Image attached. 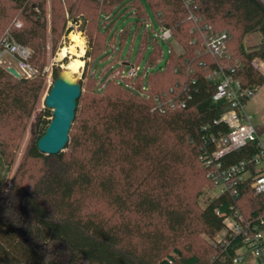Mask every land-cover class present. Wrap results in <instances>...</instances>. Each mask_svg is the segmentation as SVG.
<instances>
[{
  "label": "trees",
  "instance_id": "16d2710c",
  "mask_svg": "<svg viewBox=\"0 0 264 264\" xmlns=\"http://www.w3.org/2000/svg\"><path fill=\"white\" fill-rule=\"evenodd\" d=\"M9 1L22 9L26 19L13 34L32 48L30 61L40 73L31 79L18 78L0 66V125L24 129L46 89L42 71L46 63V2ZM83 1L81 16L73 15L74 5L68 13L75 24L81 20L82 30L93 38L85 60L87 66L89 59L97 66L93 72L99 83L97 95L85 98L81 93L67 151L55 155L37 147L51 121L48 117H53L52 110L45 107L36 113L25 157L42 159L43 168L30 186L23 176L8 181L7 172L14 162L9 158L12 144L0 133V264H234L231 256L240 245L239 239L227 237L202 252L191 248L189 254L177 241L189 228L192 213L178 191L185 180L183 167L200 159L202 126L213 123L229 107L227 101L212 98L216 85L207 74L216 60L198 52L202 50L199 41L191 43L197 33L184 0ZM193 5L203 21L231 34L230 56L220 63L226 68L236 66L246 86L255 82L263 85L264 75L251 62L264 59V0H193ZM148 6L161 25L173 30L183 48L181 53L170 52L164 69L151 72L149 92L155 94L186 80L191 69L198 91L185 108L152 111V98L106 75L112 65L115 70L124 68L119 64L121 48L109 45L115 36V18H136V34L150 20ZM52 9L58 12L55 5ZM3 11L0 7V20ZM233 32L238 33L237 45L232 43ZM131 33L130 28L120 32L121 45ZM253 33H261L263 41L259 47L247 48L245 38ZM141 45L137 62L150 45L146 64L157 63L162 46L147 35H143ZM93 47H98L95 55ZM202 60L208 67L200 64ZM142 83L141 79L137 82L138 86ZM257 128L264 133V127ZM254 152L249 144L229 154L226 162L247 159ZM204 172L210 180L205 168ZM239 191L237 201L227 192L208 201L198 213L201 232L215 237L223 230L218 209L228 214L238 205L248 218L264 213V194L256 195L250 180L242 183ZM99 205L111 209L112 214L107 215Z\"/></svg>",
  "mask_w": 264,
  "mask_h": 264
},
{
  "label": "built area",
  "instance_id": "2783aa9c",
  "mask_svg": "<svg viewBox=\"0 0 264 264\" xmlns=\"http://www.w3.org/2000/svg\"><path fill=\"white\" fill-rule=\"evenodd\" d=\"M184 5L193 30L197 33V37L191 43L199 41L202 50L198 52L216 60V66L211 67L207 74L208 80L216 85L212 98L214 101L225 100L229 104L219 117L213 119V123L202 126L204 147L200 160L207 170L208 177L217 188V196L227 192L237 201L240 195L239 186L248 180L256 195L264 194V133L258 131L245 110L247 102L260 85L255 82L251 86H246L243 79L237 75L236 66L226 68L220 63V60L230 56L228 47L231 34L227 30H215L211 24L203 21L197 14V6L193 5V0H184ZM22 26V21L15 19L0 38V66L6 69L14 67L22 77L31 79L39 75L40 71L30 61L33 54L32 48L20 43L13 34L15 28ZM144 27V33L148 34L151 42H156L158 38L164 41L171 39L177 41L170 27L160 24L157 30L151 20L144 23ZM121 31L116 27L113 28L115 36H119ZM112 47L117 48L116 45ZM172 50L174 49L172 48L170 52ZM163 56L162 49L158 62L153 65L146 64L144 68H141L139 63L119 62L124 64V68L115 70V65H112L106 75L108 79L116 78L143 97L152 98V111L166 113L169 110L185 108L194 93L198 91L197 80L191 74L193 72L191 69L187 71L186 80L177 82L155 94L149 92V75L155 70L164 69V67L156 68L162 62ZM200 64L208 67L206 60H202ZM251 65L264 75V59L254 58ZM140 79L143 83L138 86L137 82ZM249 144H253L255 150L249 158L226 162L229 154ZM217 214L223 216L224 223V228L220 232L222 235L217 242H223L227 237L240 241V245L231 256L232 262L234 264H264V213L248 218L237 205L233 206V211L228 214L219 209Z\"/></svg>",
  "mask_w": 264,
  "mask_h": 264
},
{
  "label": "rangeland",
  "instance_id": "374dc122",
  "mask_svg": "<svg viewBox=\"0 0 264 264\" xmlns=\"http://www.w3.org/2000/svg\"><path fill=\"white\" fill-rule=\"evenodd\" d=\"M45 8L46 15L43 20L46 22V30H45V51H46V63L43 67L42 71L44 72V77L46 81V89L43 95V98L39 104L37 112L41 109H44L45 106V97L48 94L52 83L54 81V70L55 68H63V64L66 63V59L70 60V55L65 57L64 59L59 58V52L61 48L65 45H70V33L72 31L79 32L85 39V54L82 57L84 60V65L80 74H76L75 79L83 82L82 93L84 97L87 96L93 97L97 95V85L99 83L94 80L93 72H95L97 66L92 63L91 59L88 60V66L86 64L85 56L89 45L93 46V38L90 37L89 32H85L82 30L81 20L79 23L75 24L72 16L68 13V10L71 5L75 6V11L73 15H82V5H84L83 0H70L66 3L63 0H45ZM66 4V5H65ZM58 9V12L53 11V7ZM0 7L5 9L3 11L4 18L0 20V38L3 36L6 29L15 21V19H20L22 23H26V19L22 15V9L19 8L16 4L12 3L9 0H0ZM58 7V8H57ZM39 11L38 8H36ZM148 18L153 23L155 29H159L160 23L151 8L148 6ZM63 12V14H62ZM59 13V14H58ZM65 13V16H64ZM117 23V27L120 30L129 28L131 29V34L128 36L127 40L124 44L120 43V35L114 36L116 37V44L118 45V49L121 48V56L120 62H124L127 58L128 53L130 52L128 62H137L139 58V49L142 46L143 35L148 34L144 33L145 27H140V29L134 34L136 29V18L131 17L129 15H118L115 18ZM115 26V27H116ZM52 28H56V31L53 32ZM237 32H233V45H237ZM92 41V42H91ZM263 41V36L261 33H253L248 35L245 38L244 46L247 48L259 47ZM156 43L162 46L163 49V60L160 65H157L156 68L160 69L165 67L166 62L168 60L170 50L173 48L177 53H181L183 51L182 46L171 39L170 41H164L161 39H157ZM91 46V47H92ZM94 48V55L97 54L98 47ZM152 46L148 45L146 48V52L144 57L140 60L139 65L141 68L146 66L147 58ZM93 59V58H92ZM101 69V67H100ZM110 70V69H109ZM107 70V71H109ZM105 71V72H107ZM157 71V70H155ZM114 85V84H110ZM109 86V87H110ZM116 86V85H115ZM108 87V88H109ZM47 108V107H46ZM52 110V109H51ZM245 110L247 114L251 117L252 122L256 126L264 127V84L259 87L253 97L247 102ZM29 120L26 128L22 129L21 127L11 128L12 125L9 126H1L0 125V133H2V138L7 140L8 143H11L10 146V157L14 158V162L12 164V168L9 172H7L8 181H11L13 177H24V183L27 186H30L36 178H38L42 173L43 168V160L42 159H31L26 158L25 153L28 145L32 140V123L35 120L36 113ZM81 116V115H80ZM52 117H48L50 119ZM1 139V137H0ZM63 151H67L65 147ZM184 174V182L179 186V196L180 199L183 200L184 203L190 205V209H192V213L189 219V228L185 229L182 235L177 236V241L179 246L182 248L185 254H189L191 248L193 250H198L202 252V250L206 249L209 246H214L217 239L221 237V233H218L215 237H211L208 234L201 232V224L198 219V213L203 209L208 201L213 199L218 195V191L213 181L209 180L204 172V166L199 159V161L195 158V160L189 165L183 167L182 170ZM243 203L245 201H242ZM241 202V203H242ZM99 209L106 211L107 215L112 214V210L108 207H104L103 205H99ZM193 252V251H191Z\"/></svg>",
  "mask_w": 264,
  "mask_h": 264
},
{
  "label": "water",
  "instance_id": "95a60500",
  "mask_svg": "<svg viewBox=\"0 0 264 264\" xmlns=\"http://www.w3.org/2000/svg\"><path fill=\"white\" fill-rule=\"evenodd\" d=\"M7 70L18 78L22 77L14 67H8ZM54 73V81L45 97V106L52 109L53 117L37 142L38 149L47 155L60 153L69 143L78 99L82 93L81 82L69 77L63 68H55Z\"/></svg>",
  "mask_w": 264,
  "mask_h": 264
},
{
  "label": "bare ground",
  "instance_id": "6f19581e",
  "mask_svg": "<svg viewBox=\"0 0 264 264\" xmlns=\"http://www.w3.org/2000/svg\"><path fill=\"white\" fill-rule=\"evenodd\" d=\"M70 45H65L59 52V58L64 59L70 55V60L63 64L65 73L75 79L76 74H80L84 65L82 57L85 54V39L79 32L70 33Z\"/></svg>",
  "mask_w": 264,
  "mask_h": 264
},
{
  "label": "crops",
  "instance_id": "0c3cea01",
  "mask_svg": "<svg viewBox=\"0 0 264 264\" xmlns=\"http://www.w3.org/2000/svg\"><path fill=\"white\" fill-rule=\"evenodd\" d=\"M116 28H118V27L116 26ZM115 40H116V37H113V40H111V41L109 40V45H110V46H114V45H116ZM129 56H130V52L128 53L127 58L125 59L124 62H128V60L130 59ZM128 58H129V59H128ZM119 62H120V61H119ZM134 63H139V62H134Z\"/></svg>",
  "mask_w": 264,
  "mask_h": 264
}]
</instances>
